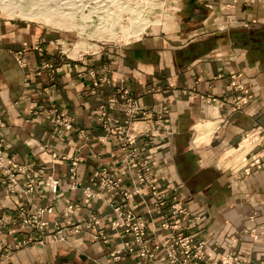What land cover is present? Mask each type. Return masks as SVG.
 I'll return each mask as SVG.
<instances>
[{"label":"crops","instance_id":"1","mask_svg":"<svg viewBox=\"0 0 264 264\" xmlns=\"http://www.w3.org/2000/svg\"><path fill=\"white\" fill-rule=\"evenodd\" d=\"M228 2L182 0L181 13L151 26L139 40L95 48L79 59L59 52L66 45L61 33L0 19V141L6 156L38 172L37 189L29 194L23 192L28 185L23 173H17L11 194L0 183V214L29 202L33 210L52 208L44 214L49 230L55 223L68 227L92 215L100 219L98 228L107 227L109 194L92 179L94 171L106 169L129 189L132 182L117 141L100 139L96 118L109 99L126 93L148 111L145 123L135 126L151 132L140 143L156 153L155 178L175 186L198 216L195 236L219 246L209 250L205 264H219L224 254L264 262V234L257 240L243 235L228 246L230 236L264 224V145L250 142L238 162L226 158L251 132L264 137V25L214 30L213 15ZM18 52L22 64L15 60ZM232 74L240 75L251 95L240 107L229 99L235 93L229 92ZM51 105L73 118V130L60 132L43 118L41 110ZM150 114L162 125L154 124ZM51 153L65 159L53 160ZM255 154H263L260 167L245 173V161ZM72 158L78 159L80 184L74 190L67 181ZM47 175L61 181L56 195L43 184ZM132 199L138 214L156 220L150 191ZM68 206L72 213L64 212ZM95 230L83 227L66 242L20 250L0 264H147L134 254L112 260L108 252L130 238L116 236L103 244L93 239ZM6 231L0 251L19 237Z\"/></svg>","mask_w":264,"mask_h":264},{"label":"built area","instance_id":"2","mask_svg":"<svg viewBox=\"0 0 264 264\" xmlns=\"http://www.w3.org/2000/svg\"><path fill=\"white\" fill-rule=\"evenodd\" d=\"M235 1V0H234ZM166 5L168 1L163 0L161 3ZM181 0H170L169 5L165 9L169 14L163 19V14L153 22L155 25H160L165 19L170 18L181 10ZM157 21L159 22L157 24ZM91 24L99 25L100 20L93 17ZM257 22L253 19V23ZM153 23H149L145 27L142 35L130 42L122 40H110L103 37H90L95 43L96 48L103 49L107 46H125L139 40ZM248 26V24H244ZM120 34V33H119ZM62 41H66L67 37H61ZM103 42V43H102ZM119 44H117V43ZM77 44V43H76ZM70 47V53L67 49L64 50L60 46V53L66 58L79 59L83 56L82 50H75V45ZM122 44V45H120ZM36 50H41L36 46ZM21 53H16L15 60L22 64ZM52 67V64L46 65ZM230 91H234L229 99L236 107H240L249 102L251 95L248 92L246 85L241 82L239 74L230 76ZM216 101V99H213ZM218 102V101H217ZM220 103V101L218 102ZM221 104V103H220ZM41 114L46 121H49L60 132L73 130V118L60 111L54 105L41 110ZM148 112L141 107L137 100L133 99L126 93H123L117 98L109 99L106 105L101 106V111L96 121L102 128V136L100 139L112 138L116 139L121 150V161L125 164L129 175L132 187L123 185V179L109 175L104 168L94 171L92 179L97 181L99 186L106 190L109 194V199L106 202L111 210V219L108 227L96 230L93 235L94 240L101 243H108L113 235L121 237H130V241H125L122 246L110 252V256L117 260L122 255L131 253L137 257L144 259L148 264H153L154 261L162 262L163 264H198L206 258V244L202 239L195 240L194 232L197 226L198 217L192 215L188 210L186 203L177 196V188L170 184L162 185L159 179L154 176L157 159L154 152L150 149L143 150L138 143L142 138L149 137L151 133L148 130L136 129V123H145L144 117ZM154 124L162 125L160 118L150 114ZM149 124V123H148ZM252 141V146L256 144L264 145V137L257 132H251L247 135ZM54 159L58 157L52 154ZM263 154L252 155L245 164L244 172L249 173L251 168H259ZM64 159V157H62ZM77 159L71 160L69 169L68 181L70 188L79 187V181L76 178ZM23 173L27 178V188L24 193H30L37 189L38 172L25 165H18L14 155L6 156V147L0 141V183L7 186V191L13 193L16 191L17 180L16 174ZM60 179L53 178L47 175L43 181L44 186L50 193L56 195L60 186ZM143 191H150L153 195L152 211L155 213L157 223H152V227L148 225L147 219L138 215L134 211L136 202L132 199L134 196ZM87 196H91L87 194ZM67 212H71V207L68 206ZM70 210V211H69ZM51 207H37L31 209L30 203H24L16 207L13 213L3 212L0 214V241L4 230L8 234L20 233V237L11 243L2 244L0 262L3 255L9 256L21 249L29 248L34 245H47L60 242H66L70 231L78 232L82 227L95 229L100 219L99 217H88L80 219L72 228L61 227L55 225L54 230L50 235L46 232L48 229V221L44 214L51 213ZM16 228V230L14 229ZM264 234V224L258 228L244 230L237 236H230V244L237 241V238L243 235H248L252 240ZM50 236V239L48 238ZM48 238V239H47ZM221 264H264L253 261H245L236 256L226 254L220 260Z\"/></svg>","mask_w":264,"mask_h":264},{"label":"rangeland","instance_id":"3","mask_svg":"<svg viewBox=\"0 0 264 264\" xmlns=\"http://www.w3.org/2000/svg\"><path fill=\"white\" fill-rule=\"evenodd\" d=\"M66 1H67V5H69V6H65V1H63V0H0V19H7V20L17 21V22H22V23H28V24H36V25L43 26L45 28L53 29L54 31L61 33L62 37L63 36L67 37V40L65 41L66 45L63 47V49L66 50L68 48L66 52L69 53L70 55H71V53L69 50H70L71 45L77 43L75 45L76 46L75 50L72 54V55H74L76 50L87 51V50H92V49L96 48V45H95L96 42L93 39H90L89 36H91V37H94L95 35L97 37H102V36L104 37L105 36L106 38H108L110 40H122L123 39L122 41H124V42H128L129 40L134 41V40L138 39L142 35V33L145 31V27L150 22L153 23L155 21V19H157L159 17L158 15L163 14V19L166 18L167 14H169V12H167L165 9L169 5L170 0H166V1H168L166 3V5H164L165 2H163V4L161 3L163 0H87V1L83 2L82 6H78V5H81L80 2L78 3V0H77V2L75 1L77 3L75 5H73V4L71 5V2H72L71 0H66ZM68 1H69V3H68ZM184 2H185V0H183V3ZM181 3H182V0H181ZM72 6H75L76 9H70ZM118 11H120V13ZM254 11H256V12L254 13ZM91 12H96L94 14V17H97L100 20L99 25H107V26L109 25L105 32H97V34H95L96 33V27L94 28L93 26H91L90 21H86L85 23L80 21L81 14L83 15V14H88ZM178 13H181V11ZM26 14H28V15L31 14V15H34L35 17L27 18L26 16H24ZM44 15L46 16V19L48 21L43 20ZM50 15L52 18L51 17L49 18ZM65 16H66V19H64ZM121 16H123V17H121ZM180 16L181 15H179V17ZM63 19L67 23V24L64 23L65 25H63V26H58L57 24H52L51 22H49V20H54L55 22L56 21L62 22ZM212 19H213V22L212 21L211 22H212V27L214 30L215 29H227L230 27H237V26L242 27V28H248L251 25H259V24L264 25V0H235V1L229 0L228 3L221 4V8H219L218 14L215 13L213 15ZM253 19H256L257 22L253 23ZM132 21H134V22H132ZM110 22H111V24H110ZM74 23L77 25H80L79 29H78V26H76V27L74 26ZM158 23L159 22L157 21V24ZM89 24H90V26H89ZM244 24H248V26H244ZM64 26H65V28H64ZM83 26H86V27H83ZM152 26H155V24L153 23ZM125 27H126L127 31L126 30L123 31L124 30L123 28H125ZM131 27H132V29H131ZM137 28H138V30L141 29L140 30L141 34L136 38H130L128 36L129 32H131V31H133V29L135 30ZM121 29H123V30H121ZM128 29L130 31H128ZM83 30H85V31H83ZM96 44L98 45L99 43H96ZM117 44H119V43H117ZM120 45H122V44H120ZM149 133H151V132H149ZM114 140H116V139H114ZM140 141L138 143L140 144V147H143V145H141ZM250 142H252V141L249 139V137H247V139L246 138L243 139V141L239 145L238 150H234L235 151L234 155H231L232 156L231 157L229 154V157H226V158L227 159L229 158L230 160L234 159V162H238L239 159L244 155V153H242V152H244L246 149L251 147V145L249 144ZM245 143L247 144V146ZM243 144H244V146H242ZM118 147H119V145H118ZM43 148H44V146H43ZM47 148L48 147H46L45 149H47ZM242 148H246V149H242ZM149 149H151V148H149ZM48 150H49V148H48ZM143 150H145V148ZM52 154H54V153H51V156H52ZM56 156L58 158L61 157L59 155H56ZM251 156H249V158ZM62 157H64V156H62ZM62 157H61V159H62ZM64 159H65V157H64ZM73 159H76V158H72L71 160H73ZM248 159L245 161V164L248 162ZM53 160H55V159L53 158ZM77 161H78V159H77ZM67 181H68V179H67ZM68 185L70 188L69 181H68ZM75 189H77V188H75ZM8 193L11 194L10 192H8ZM177 196L179 197L178 194H177ZM179 199H180V197H179ZM186 206H187V204H186ZM70 207H71V213H72V211H73L72 206H70ZM152 207H153V202H152ZM66 209H68V208L66 207ZM66 209L64 210V212H67ZM138 215L143 216L141 214H138ZM95 216H97V215H92L91 217H95ZM143 217L145 219H147L148 225L150 224L149 225L150 228L152 227V223L155 224L158 222V219L155 218L154 211H152V217L155 218L156 220H154L152 218L148 219L145 216H143ZM198 221H199V218H198ZM78 222L79 221H77V223ZM77 223H75V224H77ZM55 225H59L61 227H67V226H62L59 223H55L54 227H55ZM74 225H72V226H74ZM72 226H68L67 228H72ZM54 227L52 230H49V229L46 230L48 235H50V233H52V231L54 230ZM107 227H108V225H107ZM82 228H81V230H82ZM104 228H106V227H104ZM104 228H98V226H97L95 229L99 230V229H104ZM95 229L93 228V231ZM81 230H79V231H81ZM96 230H95V232H96ZM73 232L74 231H70L69 237L71 236V234ZM78 232H74V233H78ZM95 232L93 233V235L95 234ZM194 234H195V232H194ZM18 235L20 237V233H18ZM116 236H118L122 239L125 238V237H121L119 235H113L111 237V240ZM239 238H240V236L237 238V240ZM49 239H50V236H49ZM194 239L195 240L202 239L205 241L206 252H207L206 258L203 261L198 263V264H205L207 262L206 260L208 257L209 250L216 252L218 250L219 246L217 243H214L211 246H209L208 242L203 237L201 238V237L196 236ZM111 240L108 243H110ZM125 241H130V239L125 240ZM125 241H123V243ZM60 243H62V242H60ZM108 243H104V244H108ZM55 244H57V243H55ZM231 245L232 244H230V241H229L228 246L230 247ZM35 246H43V245H34L32 247H35ZM120 247H117L115 249L110 250L108 252V255L110 256L111 251L116 250ZM29 248H31V247H29ZM25 249H27V248H25ZM21 250H23V249H21ZM1 254L2 253L0 252V255ZM127 254H131V253H127ZM127 254H124V255H127ZM124 255H122L119 259H121ZM224 255H226V254H224ZM224 255L219 256V258H218L219 264H221L220 260L222 259V257ZM229 255H232V254H229ZM7 257L3 255L2 259L4 260ZM111 259L114 261L119 260V259L115 260L112 257H111ZM154 262H153V264H154ZM160 263H162V262H160ZM259 263H264V262H259Z\"/></svg>","mask_w":264,"mask_h":264},{"label":"bare ground","instance_id":"4","mask_svg":"<svg viewBox=\"0 0 264 264\" xmlns=\"http://www.w3.org/2000/svg\"><path fill=\"white\" fill-rule=\"evenodd\" d=\"M63 1H65V6H69V5H67V1L66 0H63ZM72 2H71V5L73 4V5H75V4H77L76 2H77V0H71ZM76 1V2H75ZM84 1H87V0H78V3L80 2L81 3V5H78V6H82L83 5V2ZM75 2V3H74ZM68 3H69V1H68ZM2 9V8H1ZM70 9H76V7L75 6H72ZM119 13H120V11H118ZM96 12H91V13H88V14H81V18H80V21L81 22H86V21H92V18L94 17V14H95ZM24 16H26L27 18H33V17H35L34 15H31V14H26V15H24ZM40 16V15H39ZM51 17V15L49 16V18ZM121 17H123V16H121ZM43 20H47L46 19V16L44 15L43 16ZM52 18V17H51ZM54 19V18H53ZM64 19H66V16L64 17ZM63 19V21L62 22H55L54 20H49V22H51L52 24H57L58 26H63V25H65V24H67L66 22H65V20ZM138 19V18H137ZM48 21V20H47ZM131 22V21H130ZM132 22H134V21H132ZM65 23V24H64ZM70 23V22H69ZM110 24H111V22H110ZM129 24V23H128ZM127 24V25H128ZM85 25V24H84ZM74 26L76 27V26H78V29H79V27H80V25H77V24H75L74 23ZM89 26H90V24H89ZM91 26H93L94 28L96 27V25H94V24H91ZM109 26V25H108ZM108 26L107 25H98L97 27H96V33L95 34H97V32H105L106 31V29L108 28ZM134 26V25H133ZM132 26V27H133ZM83 27H86V26H83ZM132 27H131V29H132ZM63 28V27H62ZM64 28H65V26H64ZM82 28V27H81ZM86 29V28H85ZM124 29V30H123ZM123 29H121V30H123V31H125L126 30V27L125 28H123ZM82 30V29H81ZM118 30V29H117ZM140 30L141 29H139L138 30V28L137 29H133V31H131V32H129V37L130 38H136V37H138L141 33H140ZM83 31H85V30H83ZM94 31V30H93ZM112 31V30H111ZM110 31V32H111ZM127 31V30H126ZM128 31H130L129 29H128ZM92 32V31H91ZM117 33V32H116ZM84 34V33H83ZM92 34V33H91ZM100 35V34H99ZM103 35V34H102ZM101 36V35H100ZM115 36V35H114ZM108 37V36H107ZM114 39V38H113ZM117 39V38H116ZM123 40V39H122ZM127 41V40H126ZM128 42H130V40L128 41Z\"/></svg>","mask_w":264,"mask_h":264}]
</instances>
